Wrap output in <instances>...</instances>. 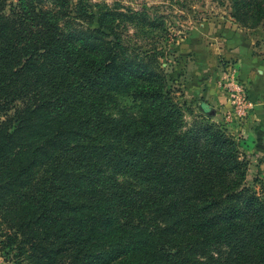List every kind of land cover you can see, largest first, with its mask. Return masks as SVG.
I'll use <instances>...</instances> for the list:
<instances>
[{
	"label": "trees",
	"instance_id": "16d2710c",
	"mask_svg": "<svg viewBox=\"0 0 264 264\" xmlns=\"http://www.w3.org/2000/svg\"><path fill=\"white\" fill-rule=\"evenodd\" d=\"M228 9L264 28V0ZM165 32L145 7L0 0V221L19 260L264 264V198L234 137L168 84Z\"/></svg>",
	"mask_w": 264,
	"mask_h": 264
},
{
	"label": "rangeland",
	"instance_id": "374dc122",
	"mask_svg": "<svg viewBox=\"0 0 264 264\" xmlns=\"http://www.w3.org/2000/svg\"><path fill=\"white\" fill-rule=\"evenodd\" d=\"M88 1L109 5L114 2L132 9L145 7L149 13L162 16L166 32L161 44L166 52L160 55L159 61L168 84L176 89L178 100L184 101L193 113L204 115L198 109L200 102L212 108L211 115L205 116L206 119L221 126L237 141L239 150L247 159L244 183L264 198V146L261 149L245 147L240 144L241 136L237 133L254 105L248 94V84L264 91V72L254 71V80H244L239 73V59L224 53L231 48L220 43L224 38L223 29L230 28L236 43L247 39L251 56L264 58V28L259 25L254 28L237 25L229 16L228 0ZM206 86L211 91L204 92ZM261 102L264 103V96ZM184 118L189 121L190 115L185 113ZM6 230V225L0 221V264H29L15 257L13 250L3 242Z\"/></svg>",
	"mask_w": 264,
	"mask_h": 264
},
{
	"label": "crops",
	"instance_id": "0c3cea01",
	"mask_svg": "<svg viewBox=\"0 0 264 264\" xmlns=\"http://www.w3.org/2000/svg\"><path fill=\"white\" fill-rule=\"evenodd\" d=\"M223 31L224 33L222 34L224 35V38H221L220 43L226 44L227 48H231L225 50L224 53L231 54L239 59L238 64L240 67L239 70L241 71H239L240 76H243L244 80L251 81L254 80L252 77L254 71L260 70L262 74L264 72L263 56H251V48L248 46L247 39H242L239 43H236L234 32L230 28L223 29ZM239 55L240 57L242 55V58H239ZM252 68L254 70H252ZM247 88L249 97L253 100L254 105L251 113H249L248 117L243 121V125L239 128L237 133L241 136L240 144L245 147L256 146L261 149L264 146V103L261 102L262 97L264 96V91L256 85L250 86L248 84ZM208 90H210V88L208 89V86H206L204 92H207ZM215 91V95L217 96L219 94L217 88Z\"/></svg>",
	"mask_w": 264,
	"mask_h": 264
},
{
	"label": "water",
	"instance_id": "95a60500",
	"mask_svg": "<svg viewBox=\"0 0 264 264\" xmlns=\"http://www.w3.org/2000/svg\"><path fill=\"white\" fill-rule=\"evenodd\" d=\"M198 109L202 110L204 113L209 114V115H211V113H212V108L205 105L204 102H200L198 104Z\"/></svg>",
	"mask_w": 264,
	"mask_h": 264
}]
</instances>
